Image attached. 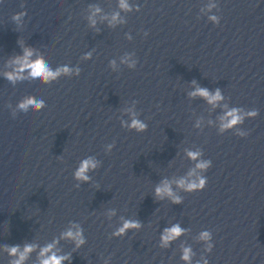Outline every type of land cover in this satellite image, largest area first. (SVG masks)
I'll return each mask as SVG.
<instances>
[{
    "label": "clouds",
    "instance_id": "obj_1",
    "mask_svg": "<svg viewBox=\"0 0 264 264\" xmlns=\"http://www.w3.org/2000/svg\"><path fill=\"white\" fill-rule=\"evenodd\" d=\"M23 8L24 5L21 4ZM119 7L122 10L130 11L131 6L128 3V0H119ZM214 0H210L208 5H206V9L208 12H211L213 8H216ZM100 9L98 7L94 8L92 15L89 17L91 24L95 25L94 16L96 13H99ZM26 11H20L15 13L12 16V19L19 23L22 18L26 15ZM209 20L218 25L220 23V17L216 15H210ZM123 22L120 18L119 13H114L109 21L110 25H114L116 23ZM34 55V51L30 48H25L24 54L22 57H16L14 59V63L17 67L12 72L5 73V78L15 83L17 80L24 79H33L39 80L44 84H50L52 81L57 80L61 76H71L73 73L75 75L80 74L79 68H70L67 65H60L56 68H52V66L42 57L37 56L35 59H32ZM91 57V53H87L84 59H89ZM122 63L127 64L129 69L136 68V60L131 58V55H125L122 58ZM110 65L113 69L116 68V62L113 60L110 62ZM27 73V75H25ZM195 84V81H193ZM189 95L193 98L199 96L205 99L209 104H212L213 107L217 106L218 102L223 100V95L220 89H216L215 92H210L207 88L203 87H195V90L190 92ZM45 107L44 100L37 99L34 96H26L23 98L16 106V110L13 111V117L16 116V112H25L27 113L29 109L33 111H40ZM225 107L224 114L219 117L220 125L219 130L221 133L228 131L232 128H236L238 125L242 124L246 118L251 119L258 116L259 112L257 109H252L248 111H244L240 108H231L228 109L227 105ZM127 115L129 116V121H121V126L127 128L130 131H135L137 133H142L147 131L148 125L143 120L138 118V115L135 111V107L128 108L125 110ZM200 126V122L197 121L196 127ZM237 136L244 137L248 135V133L243 131H237ZM115 147V142L107 145L108 151H111ZM186 155L189 159L196 161L195 168L188 173V177H195L194 179L188 178H180L175 181V184L180 189L186 192H197L202 191L207 186V177L205 175H198L197 172L205 173L212 166L211 160L202 159V151L200 150H187ZM100 165V162L95 159V157L88 156L80 161L79 166L73 172V178L79 182H88L90 180V176L88 173L90 171H95ZM172 183L168 180H163L157 187L155 188V195L159 199H164L168 197L172 200L173 203H181V197L178 196L172 189ZM79 187V184L76 185ZM115 215V210H110L108 212V217L111 218ZM122 225L118 227L114 232H112V237H122L126 235L129 230H139L142 225L137 220L123 219ZM184 229L180 227L179 224H174L169 228H165L163 233L161 234L160 247L167 248L170 243L177 239L179 236L183 235ZM61 238L69 239L73 241L75 248H80L82 245L86 243L83 228L79 224H72V226L65 232L61 234ZM199 239L206 243V251H212L214 245L211 243L212 233L210 231H203L200 233ZM58 241L54 240L52 243L46 245L41 249L39 254V264H63V261L70 260V254L58 255L53 249ZM35 245L26 244L21 251L20 246L13 244L11 246H6V250L10 256L16 257V259L11 261V264H24V261L28 258V255L34 250ZM194 253L190 247H184L182 249L181 259L185 262V264H191L192 256ZM107 264V262H106ZM203 264H208V261L205 259Z\"/></svg>",
    "mask_w": 264,
    "mask_h": 264
}]
</instances>
